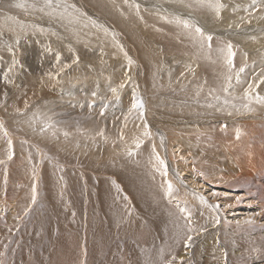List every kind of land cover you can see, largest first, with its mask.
Wrapping results in <instances>:
<instances>
[{
    "label": "rangeland",
    "instance_id": "obj_1",
    "mask_svg": "<svg viewBox=\"0 0 264 264\" xmlns=\"http://www.w3.org/2000/svg\"><path fill=\"white\" fill-rule=\"evenodd\" d=\"M3 1L6 0H0V122L3 124V127H0V161L6 164L5 167L8 168V171L1 170L0 192L4 191L7 184H10L11 194L0 202V213L5 216V222L2 230H0V238L20 240L27 237L30 243H35L37 240V242H40L49 237L44 242L47 244L46 252L49 254L56 252V249L52 247V243L59 236L72 234L78 239H84V232L89 229H92L90 232L93 231V226L95 227L98 219H96L99 210L95 191H98V182L102 180L108 182L110 187L114 188L112 190L113 202L118 207V209L115 208L118 210L115 219L106 218L105 214L102 213L101 219L105 221L104 228L109 234L108 236L107 232L105 233L106 238L108 240L114 238L112 239L115 242L114 247L122 244L115 239L118 231L123 233L124 238L129 241L135 240L137 234L127 229L126 226L127 222L133 221L126 205L128 203L125 198L127 188L121 179L117 178L119 169L125 165L132 167L123 171L124 173L131 172V174L138 175V177H144H142L141 188L149 189L153 187L154 178L162 179V185L166 186L164 179L171 180L172 178L171 182L173 181L175 191L172 197H168V199L166 197V201H168L165 204L169 215L171 217L182 216L185 222L189 223L188 213H191V225L200 227L196 223L199 218L201 220L200 224L204 223L201 227L203 228L207 224L204 221L209 219V212L206 213L205 209H201L200 204L202 203L200 199H197L198 196L195 198L194 203L190 202L189 199L186 201L178 199L179 196L177 195L179 194L176 190L174 176L169 173V170L173 169L174 174L184 177L181 182L191 192L195 189L206 197L208 204L220 205L219 210L224 214L225 223L227 224L224 226L226 232L231 230V226L247 228L243 230L244 237L248 238L247 241H253L256 244L248 242L250 251L261 249L259 252L253 251L252 256H250L253 258L254 263L264 264V216L261 218L258 215L257 208L254 210L256 205L250 204L246 199L248 197L246 195H244L246 197L242 196L243 200L239 203L243 206L242 209L233 204L236 203L234 197L245 194L246 190H229L225 188L228 192L221 191L224 187L218 185V190L215 188L211 190L219 193L220 196H213L211 190H206L203 188L204 186L193 184L189 180L190 175L188 173L190 171H180L179 168H175L168 162L167 146L172 156L177 154L186 159L188 163H185L183 167L187 165L194 167L196 165L194 163L197 162V160L194 161L193 155L185 153L187 150L191 154H195V152L202 153L201 156L210 152L208 157L212 161L218 160L219 154L216 153L218 147L220 149L222 144L228 146L233 142L229 140L227 131L222 134L223 141L218 139L219 142L217 141L215 146L213 140L211 143L206 141L205 144L197 141L190 142V140H193L192 137H200L196 134L202 133L199 130L191 133H187L189 131L187 130L185 134L182 132L185 136L179 135L180 138L177 136L172 140H168V137L164 135L163 126L157 124L160 120L162 124L170 126L165 116L181 117L184 115L191 122H196L197 118L201 117L207 120L209 118L213 119L215 120L213 123L222 126V128H225V125L231 122L229 118L232 117H239L240 123L243 122L241 119L246 117L256 118L259 121L249 123L264 125V104L256 101L257 95L264 96V83L259 81V75L264 73V30H260L261 28L264 29V23L260 22L261 18L264 17V8H262L264 0H257V5H253L252 0L243 2L237 0L238 2L234 5L223 3L225 7L220 9L219 15L216 14L213 8L208 6L194 8L190 5L189 0H179L182 5L150 0L151 4L157 6L183 10L184 17L180 19L188 20L192 25L204 29L206 35L210 34L213 37L211 47L221 48L228 42L233 45V51L236 53L234 58L235 67L231 72V87L228 92L223 91V88L227 86L225 77L228 75L223 60H220V64L224 65V68L219 66L216 68L217 70L213 69L214 71L211 72V74L216 72L213 80L208 69L202 68L201 63L191 52L194 45L190 41L184 39L177 48H173L170 45V39L173 35H177L176 32L166 33L165 35L152 33L146 17L143 19L144 15L153 13L161 18H172L167 15H174L169 14L167 9L162 8L150 11L147 8L148 5L144 2L145 0H123L125 3H130L132 7L139 5V8L129 10L123 6H118L112 11V14L106 11L104 13V10L98 9L99 7L97 8L93 4L91 5L87 0H65V2L59 0L58 2L62 6H69L70 9L68 8V10H72L77 14L74 18L71 15L69 19H62L63 17L56 19L55 22H60V24L66 20L67 28L65 27V29L67 30L63 31L64 37L53 34V31L57 30L59 25L53 24L52 26L50 23H45V25L36 16L40 8H45L47 13H52V6H47L45 0H20L19 4L23 3L25 5L23 8L18 7L17 2L4 6ZM67 1L70 4H67ZM70 5L75 9L73 10ZM250 9L253 12L260 9L256 14L251 12V19L255 14L253 21L250 18L249 21L247 20ZM119 19L122 20V23L118 22ZM72 23H74L73 26H71ZM224 23L228 25L224 27ZM251 25L257 26L260 36L252 37L251 29H244L240 34H235L231 30L225 31V28L241 31L242 28H248ZM55 26L57 29L54 28ZM205 26H207V30H205ZM209 27L210 29H208ZM155 28H158L157 30L161 29L160 26H155ZM223 32L226 34L224 37ZM73 37L78 41L80 40L77 45H72ZM144 41L147 43L144 44ZM26 42L29 47L25 46ZM144 46L152 47L156 55L160 56L158 62L152 68H146L137 52L138 48ZM252 46H254V51L251 50L250 52ZM202 52L206 53L207 48H204ZM40 53H42L41 56ZM128 58L132 60L130 65ZM207 65L213 66L216 64L209 63ZM241 67L244 68L243 72H239ZM147 69L152 70L154 79L146 75ZM238 72L239 80L236 77ZM125 74H133L134 78L128 79L126 77L125 80L123 77ZM36 75L39 77H35ZM192 80L195 83H191ZM254 81L249 104V100L244 98V92L248 89L249 84ZM178 82H181V84ZM121 84L124 86L120 87ZM186 84L188 85L186 86ZM112 88H116L117 92L113 93ZM141 94L144 95V107L129 111L134 99H140ZM225 100L229 103L225 104ZM25 102H27V107H25ZM244 104H249L253 111H247L243 107ZM16 109H20V112H17ZM127 111L128 113L124 114ZM41 115L45 116L41 117ZM145 124H147L149 136H144ZM153 126H156V128L153 129ZM222 128L216 126L206 129L204 133L211 136ZM101 130H103V135L99 134ZM5 132H7V135H5ZM65 132L68 133L67 136H65ZM262 134H259L258 139L264 142ZM46 135L48 138H46ZM187 135L190 136L186 137ZM121 136H123V140H121ZM49 137H51V140H49ZM137 138L143 140V144L139 149L136 148L134 143ZM9 140L12 141L11 151L13 155L11 159L8 158ZM185 142L187 144H183ZM191 143H193V149L190 148ZM153 145H155V151L159 153L160 157L165 159L170 167L173 166L176 169L168 166L167 176L162 175L161 171H157V168L153 166L156 164L152 152ZM182 149H185V152ZM17 152L19 154L15 155ZM222 155L232 161L230 156ZM207 162L219 168L212 162ZM201 165L200 167L196 166V168L199 170L198 174L203 177L204 175L201 174L204 173L201 170L204 169L206 174L209 170L205 167V164ZM23 166H26V168L22 171ZM10 170H12V173L9 176ZM256 171L257 177L256 174L254 176L255 186H260L259 189L262 190L264 195V165L256 168ZM13 174L21 177L18 180H15V178L13 180L10 178ZM49 176L53 182L51 180L48 182ZM33 184L36 185L37 189L35 203L31 199ZM117 186H120L121 189L119 187L118 189ZM157 186L160 187V185ZM248 186L251 187V185ZM161 189H164V187ZM225 193L227 195H224ZM121 199L122 201H120ZM52 200L54 203L57 201L58 208L52 207ZM21 201H23V206L17 208L18 203ZM226 203L233 205V207H226ZM86 207L92 209L88 214L84 211ZM137 208V211L134 210V214L141 213L138 205ZM181 208H186L188 211L182 213ZM49 211L52 214L47 218ZM10 217H13V219L10 220ZM248 217L255 220L254 225L242 223L237 227V220L243 221ZM50 223H54L55 230L51 228ZM87 226L88 228H86ZM56 227H58L57 230ZM250 227H255L256 230L248 229ZM246 230L247 232H245ZM223 238L225 239V237ZM249 238L251 239L249 240ZM171 240L168 241V245L172 243L169 248L174 246V239ZM227 243L229 244V240ZM20 245L21 248L18 252L16 250L12 252L19 255H23L24 252L28 251L35 253L36 248H28L25 244ZM77 248L79 250L76 251L83 255L88 262L101 264L87 252V245L84 244L82 250L79 247ZM208 248L215 250L210 245H208ZM0 249L4 251L2 247ZM226 252L228 253V250ZM36 254L41 257L45 255L43 251L38 249ZM111 256L115 257V254ZM200 258L198 257V259ZM203 258L199 261L200 264H211L212 261L207 260V256H203ZM191 261L195 262L194 258ZM189 263L193 264L192 262ZM2 264H17V262L12 258L5 257Z\"/></svg>",
    "mask_w": 264,
    "mask_h": 264
},
{
    "label": "bare ground",
    "instance_id": "obj_2",
    "mask_svg": "<svg viewBox=\"0 0 264 264\" xmlns=\"http://www.w3.org/2000/svg\"><path fill=\"white\" fill-rule=\"evenodd\" d=\"M19 1L20 0H18V1L6 0V1H3V5L9 6L10 4L16 3V2H17V4H19L20 3ZM29 1H31V0H29ZM58 1L59 0H52V13H47L45 8H40L39 12L36 13V16L38 17V19H40L42 21L43 24L50 23V24H52V26H53V24H56V26L59 25L57 27L58 29L56 28V26L54 27L57 30H54L53 34L64 37L63 31L65 32V30H67V29H65V27L67 25V23H65L66 20L62 21V23L60 24V22H58V23L55 22L56 19H59L60 17H63L62 19H67V18L69 19V17L71 18V15H73L72 17L74 18V16H77V14L72 12V10H68L69 6L67 4H70V2H68L69 0L67 1L68 3L66 4L68 7L62 6ZM87 1L90 2L91 5L93 4L95 7L96 6H97V8L99 7L98 9L104 10V13L106 11L107 13H110V14H112V11L115 8H117L118 6H120V7L123 6L129 10L136 9V7H132V5L130 3H125V2H123V0H87ZM159 1H161V2H173V3H176L178 5H182V2L179 0H159ZM243 1H248V0H241V2H243ZM64 2H65V0H64ZM144 2L146 5H148L147 8L150 9V11L159 10V8H162V9H167L169 14L174 15V16L167 15V16H170L172 18H168V17L161 18L159 15H155L152 12H151L152 13L151 15L150 14L144 15L143 19L146 17V20L148 22V26L150 27L153 34L165 35L166 33L176 32L177 35H173L172 38L170 39L171 40L170 45L173 48H177L180 45V42L184 39H186L187 41H190L191 44L194 45L191 52L194 54V57L201 63V67L208 69L209 74H211L212 71L217 70L216 69L217 67H219V66L223 67L224 66V65L220 64L221 59L219 58V54L217 52V49H218L217 47H211L212 51H211V56L209 58L204 52H202L203 49H201L199 41L193 39V36L196 35L194 28L193 29H185L182 24H177L175 22L176 16H179L178 18L184 17V11L183 10L174 9V8H167V7H163V6H157V5L151 4L150 0L149 1L147 0V2L145 0ZM189 2H190V5L194 8L206 7V5L202 6L198 2V0H189ZM236 2H238V1L237 0H219V3H221V4L229 3L230 5H234ZM76 5H77V3H76ZM74 9L75 8H73V10ZM251 9L248 12V15H249L247 17L248 21H249V18L251 17V15H250L251 12H253V11H251ZM259 11H260V9H256L253 13L256 14ZM77 13H79V12L77 11ZM89 14H92V13H89ZM254 15H253L252 19L250 18V20L253 21ZM118 22L122 23V20L119 19ZM147 22H145V23H147ZM260 22L264 23V17L261 18ZM73 25H74V23H72L71 26H73ZM225 25H228V24L224 23V27H225ZM47 26H49V25H47ZM155 26H160L161 29L157 30L159 27L155 28ZM213 26H215V25H213ZM206 27L207 26H205V28ZM210 27L208 29H210ZM244 29L245 30L251 29L252 37L260 36L259 31L257 29V26H253V25L249 26L248 28H242L241 31L238 29H232V28H225V31L231 30L235 34H240V32H242ZM205 30H207V28ZM260 30L263 31L264 29L261 28ZM214 33H215V31H214ZM223 33H222V35H223ZM142 34H144V33H142ZM216 34H217V32H216ZM75 35H76V33H75ZM224 36H226V34L223 35V37ZM150 37H152V36L150 35ZM150 37H148V38H150ZM229 40H230V37H229ZM72 41H73L72 45H77V43L80 40L78 41V39H75L73 37ZM222 42H223V40H222ZM146 43L147 42L144 41V44H146ZM25 46L29 47L27 42L25 43ZM189 46H190V44H189ZM251 50L254 51V46H252V48L250 49V52H251ZM181 51H183V50H181ZM137 52L140 55L141 62L143 61V64L146 65V68L154 67V65L158 62V58L160 57L159 55H156L155 50L150 46H144L142 48H138ZM29 53H31V52H29ZM41 55H42V53H40V56ZM215 58H216V60H215ZM209 63H215L216 65L209 66V65H207ZM144 69H145V67H144ZM151 71L152 70L147 69L146 75L154 79ZM215 73L216 72H213L211 74V76L213 77L212 78L213 80L215 77ZM37 76L38 75H36L35 77H37ZM123 77H124V79L126 77H128V79H132V78H134V75L133 74H125ZM186 79H187V77H186ZM42 80H43V78H42ZM192 82H194V80H192L191 83ZM178 83L181 84V82H178ZM188 84H186V86ZM39 89L41 90V88H39ZM186 89H187V87H186ZM223 94H225V93H223ZM127 95H129V94H127ZM131 97H133V96H131ZM223 97H224V95H223ZM140 99L144 101V95L143 94H141ZM124 111H125V109H124ZM126 113H128V111L125 112L124 114H126ZM198 115H199V113H198ZM43 116H45V115H43ZM43 116L41 115V117H43ZM192 116H191V118H192ZM165 118H166L167 123H169L170 126L162 124L160 120H158L157 124L163 126L164 132H165L164 135L166 137H168V140L169 139L172 140L179 135H183L182 132L185 134L187 130H189L187 133H191V132H195V131L199 130V131H202V133H196V134L200 137L202 136L203 138H200V137H194L193 138L192 137L193 140H190V142H196L197 141L199 143L205 144L206 141L211 143L213 140V142L215 143V146H216L217 141L218 142H219V140L223 141V135L222 134H224L227 131V135H228L229 140H232L233 142H232V144H230L228 146H226L227 144L226 145L222 144L220 149L218 147L219 145L217 146L218 150L216 151V153L219 154L218 160L212 161L210 159V157H208L210 152H207L206 155L201 156V155H203L202 153L200 154L198 152L200 155L197 152H195V154H191L188 150H187V152H185V149H182V151L187 153V155H193L194 161L197 160V162L194 163V164H196L194 167H192V166L190 167L189 165H187L186 167H183V165H185V163H188L186 161V159L183 156L177 155V154L172 156V154H171L170 150L167 148L168 147L167 146L166 147V153L168 155L167 156L168 162L171 165H173L175 168H179L180 171L181 170H185L186 172L190 171L188 173L190 175V177H188L189 180H191L193 184L204 186L203 188L206 190H211V189L213 190V188L218 190V185L224 187L221 191H227V192H228V190L227 189L225 190V188H228L229 190L245 189L246 193L241 194L240 196L241 197L242 196L243 197L248 196V197H246V199H248V202H250V204H252L253 206L256 205L254 210H256V208H257V211H258L257 213L262 218L264 216V195H263L262 190L259 189L260 186H258V187L255 186L256 184H255V177L254 176L257 172L256 168H258L261 165H264V142L262 140L258 139L259 134L264 133V125L263 126L262 125H254V124L249 123L251 121H259V119H256V118L253 119V118L246 117L244 119H241V121H243V122L240 123L239 117H237V118L232 117V118H229V121H231V122L229 124L225 125V128H222V126L220 127L219 125H215L213 123L215 120L210 119V118L208 120L206 118H202V117L197 118V121L195 120L196 122L189 121L188 117L184 116V115L181 117H179V116H168V117H166L165 116ZM191 118H190V120H191ZM31 119H32V117H31ZM194 119H196V118H194ZM204 119H206V120H204ZM27 122H29V121H27ZM236 122L238 123L237 125H236ZM205 125H209V126L204 128L203 126H205ZM216 126L218 128H222V129H220L214 135H211V136L205 135L206 133H204V131L206 129H210V128H213ZM155 128H156V126H153V129H155ZM237 130H239V132H240L239 138H237V135H236ZM262 135L264 138V134H262ZM183 136H185V135H183ZM189 136L190 135H187L186 137H189ZM46 138H48L47 135H46ZM179 138H180V136H179ZM263 138H261V139H263ZM185 139L188 141L187 138H185ZM49 140H51V137H49ZM229 142H231V141H229ZM183 144H187V142H185ZM192 145H193V143H191V146H190L191 149L194 148ZM206 146H207V143H206ZM17 150H19V149H17ZM178 153H179V151H178ZM17 154H19V152L15 153V155H17ZM222 154L230 156L233 163L228 157H225ZM181 157H183L182 160H180ZM148 161L151 162L150 159H148ZM207 161L212 162L216 166H219V168H216L215 166L210 165ZM201 164H203V165L205 164V167L209 170L208 174H206L204 169L201 170L204 173L203 177H201L198 174L199 170L196 168V166L200 167ZM5 166H6L5 163L0 164V173H1V170H3V169H5L4 170L5 172L8 171V168H6ZM173 166H171V167H173ZM131 167L132 166H126L125 165L121 169H119L120 171L118 173L117 178H120L122 183L127 188V191L125 192V198L128 201V203L126 205H127V208L129 209L131 215H132L133 221L127 222L126 226H127V229H130L135 234H137V235H135V237H136L135 240L129 241L127 238H124L123 233H120L118 231L117 235L115 236V239L117 241H120L123 245L118 244L116 247H114L115 242H113V240H112L114 238H112L111 240H108V238H106L105 233L107 231H105L106 229L104 228V225H106V224H105V221H102V219H101V217L103 216L102 213L105 214L106 218L110 217L112 219H115V216H116L117 211H118L115 208L118 209V207L113 202L114 200H113V196H112V193H113L112 190L114 188L112 186L110 187V184L108 182L101 180L98 182V191L97 192L95 191V198L97 199V200L96 199L95 200H96V203L98 205V210H99V213H98L96 219L97 218L98 219H97L95 227L93 226V229H94L93 231L90 232V230H92V229H89L88 231L84 232V239L83 238L78 239L77 237H75L72 234H69L67 236H64V235L59 236L58 239L52 243V247L56 249V252L54 254H49L46 252V245L47 244L44 243L45 240H47L49 237L44 239V240H41L40 242H37L38 240L35 241L36 244L30 243L28 241L29 239L27 237L21 238L20 240L9 239V238L1 239L0 238V247H2L4 249V251L0 249V264L3 263V260L5 257L8 259L12 258V260L17 262V264H92L91 262H88L83 255H81L78 251H76V250H79L77 247H79L80 250H82L84 248V244L87 245V252L90 253L96 259V261L101 263V264H129V262H131V264H166V262L171 260L173 256L176 257V259L173 261V264H190L189 262H192L193 264H200L201 262L199 263V261L204 259L203 256H207L208 257L207 260L212 261V262H210L211 264H225V260L223 258V252H225L226 250H228L227 264H256L253 262V258L251 257L252 256L251 254L253 251H250V249H249V243L248 242H251V241H247L248 238L246 239L243 235V230L246 227L235 228L234 226H231V230L226 232L225 231L226 228H224V226L227 224L225 223L226 221H225L224 214L221 213V211L219 209L218 210L211 209V211H210V208L208 207V205L202 203V204H200V207L202 206L201 209L202 208H203V210L205 209L204 211L206 213L209 212L208 213L209 219L204 221V222H207V224H205L203 226V228H205L206 231L200 232L199 228H201L204 223L200 224L201 220L198 218V222H196V223H198L200 225V227H195L194 225H191L195 229V231L189 233L187 231L188 223L185 222V220L182 218V216H180V217L172 216L171 217L168 213V209L166 208V205H165L166 202L168 201V200L166 201L167 196H165V194H164V189H161L162 188L161 185H162L163 180L160 178H154L153 179L154 180L153 185L151 184L153 187L150 186L151 188H149V189L141 188L143 176L138 177V175L131 174V172L130 173H124L123 172V171H126L128 168H131ZM201 167H202V165H201ZM25 168H26V166H23L21 168L22 171ZM12 170L9 171V176L12 173ZM174 172H173V169L169 170V173H172V175L174 176V181L176 182V190H178L177 192L179 194V195H177V196H179L178 199H181L182 201H186L189 199L190 202L194 203L196 200L195 198L197 196L193 195V192H191L187 188V186H184V184L181 182V179L184 177L182 175L179 177V176H177V174H174ZM16 173H18V172H16ZM115 173H116V171H115ZM20 177L21 176L13 174V175H11L10 178L13 180H14V178H15V180H18ZM256 177H257V174H256ZM150 178H151V176H150ZM166 179H164L165 180L164 182L168 181ZM50 180H51V177H50V179H48V182ZM153 180H151V181H153ZM171 180H173V179L171 178ZM253 184H254V186H253ZM157 185H160V187H158ZM177 185L180 187H178ZM248 185H251V187H249ZM118 187L120 188V186H117V188ZM212 190H211V194L213 192H215ZM10 194H11L10 184H7L5 186L4 191L0 192V202L3 199L7 198ZM130 194H132V195H130ZM244 195H246V196H244ZM234 196H236V195H234ZM167 199H168V197H167ZM197 199L199 200V198H197ZM120 201H122V199ZM56 202L57 201H55V203H54L52 200V203H53L52 207H54L55 209L58 208V206L56 205ZM234 202H236V197H234ZM120 203H122V202H120ZM227 204L228 203H226V205ZM233 204H235V206L237 205L236 206L237 208H241V209L243 208V206L237 202L233 203ZM137 205L139 206V208L141 210V211H139V210L138 211L141 213L134 214V210H136ZM22 206H23V201L18 203L17 208H21ZM84 211L86 214H88L92 211V209L89 207H86ZM121 211H123V210H121ZM50 214H52V212L49 211L47 213V218H49ZM124 214H125V212H124ZM126 216H128V215L126 214ZM13 217H10L9 219L12 220ZM120 217L122 218V216H120ZM217 217L219 218V221H220L218 224L215 222ZM4 220H5V216L0 213V230H2L3 224L5 222ZM55 220H57V219H55ZM81 222H83V221H81ZM50 226L53 230H55L54 223H50ZM122 226H124V225H122ZM110 227H112V226H110ZM86 228H88V226ZM57 229H58V227H56V230ZM248 229H255V227H250ZM257 229L260 230L261 228H257ZM110 230H108V231H110ZM114 230H115V228H114ZM245 232H247V230ZM107 234H108V232H107ZM187 235L193 236V240L191 241L190 247L185 246L184 238H186ZM108 236H109V234H108ZM0 237H1V234H0ZM223 237H225V239ZM226 237H228L227 239L229 240V244L227 243L228 240L226 239ZM74 239L76 240V243H75ZM171 239H174L173 240L174 246H171L172 248H169V246L172 245V243L170 242L171 244L168 245L169 244L168 241H170ZM250 239L251 238H249V240ZM259 240H260V238H259ZM224 241H226V242L224 243ZM208 242H210V243H208ZM245 243H246V245H245ZM251 243H253V241ZM20 244H25V246L28 248H36V250L38 249L39 251H43V253L45 255H43L41 257L39 254H36V250H35V253H33L32 251H28V252H24L23 255H19L17 253L12 252L13 250H16V252H18L19 249L21 248ZM258 244H259V242H258ZM261 244H263V243H261ZM208 245H210V247L212 249L214 248L215 250H210L208 248ZM254 245H256V244H254ZM227 247H228V249H227ZM112 254H115V257H112L111 256ZM128 255H130V256H128ZM198 257H201V258L198 259ZM193 258H194L195 262L191 261V259H193ZM19 261H20V263H19ZM205 261H206V259H205ZM202 262H204V261H202Z\"/></svg>",
    "mask_w": 264,
    "mask_h": 264
},
{
    "label": "snow or ice",
    "instance_id": "obj_3",
    "mask_svg": "<svg viewBox=\"0 0 264 264\" xmlns=\"http://www.w3.org/2000/svg\"><path fill=\"white\" fill-rule=\"evenodd\" d=\"M198 2L202 6L206 5V6L210 7V8H213L216 11L217 15H219L220 9L225 7V5L219 3V0H198ZM252 3H253V5H256L257 0H252ZM45 4L47 6H49V7H51L52 6V0H45ZM17 6L21 7V8L25 7V5L23 3L18 4ZM136 7L138 9L139 5H137ZM262 8H264V4H262ZM175 22L177 24H182L185 29L194 28L196 35L193 36V39L199 41L201 49H204L205 47L207 48V52L205 54L210 58L211 51H212L211 42L213 40V37L210 34L206 35L202 28L192 25L190 23V21H188V20H182L180 18H176ZM237 27H239V26L237 25ZM121 50H122V46H121ZM217 52L219 54V58L223 60L225 66L227 68V71H228V75H226V77H225V80L227 82V86L223 88L224 92H228L229 88L231 87V79H232L231 72H232V69L235 67L234 58H235L236 53L233 51V45L230 42L226 43L223 47L218 48ZM125 55L127 56L126 53H125ZM128 62H129V65L132 63L131 58H128ZM189 70H191V69H189ZM243 71H244V68L241 67L239 69V72H243ZM239 72L236 74L237 80H239ZM182 75H183V73H182ZM259 81L261 83H264V73H261L259 75ZM254 83H255V81L253 83H250L249 86H248V89H246L245 92H244V98L249 100V104L251 102V92H252ZM123 86H124L123 84L120 85V87H123ZM111 91L113 93H116L117 89L116 88H112ZM93 95H95V93H93ZM256 101L258 103L264 104V96L257 95L256 96ZM228 103L229 102L227 100H225V104H228ZM249 104H244L243 107L247 111H253V109L249 106ZM25 107H27V102H25ZM143 107H144L143 100L134 99V101L132 103V107H131V109L129 111L134 110V109H142ZM16 111L20 112V109H16ZM229 115H231V113H229ZM141 116H142V114H141ZM125 119H127V117H125ZM0 127H3L2 122H0ZM41 131H43V129H41ZM99 134L103 135V130H101V132ZM5 135H7V132H5ZM67 135H68V133L65 132V136H67ZM149 135H150V133L147 130V124H145L144 136H149ZM236 135H237V138H239V136H240L239 130H237ZM121 140H123V136H121ZM134 143L136 145V148L139 149L140 146L143 144V140L137 138L134 141ZM8 148H9L8 158L11 159L12 155H13V153L11 151V149H12V141L11 140L8 141ZM152 152H153V154L155 156V160H156V164L154 165V167L157 168V171H161L162 175L167 176L168 164H167L166 160L161 158L159 153H157L155 151V145H153ZM129 154H131V152H129ZM181 159H183V157H181ZM0 163H3V161H0ZM34 175H35V172H34ZM201 175H203V174H201ZM177 176H179V174H177ZM165 184H166V186L162 185V187H164L165 196L172 197L173 193L175 191L173 183L170 180H168V181L165 182ZM31 191H32L31 199H32V202L35 203L36 202V191H37L35 184L32 185ZM193 195L198 196L200 201H201V203L208 205V207L212 208L213 210H218L220 208L219 204H208V201H207L206 197L204 195L200 194L199 192H197L195 189H193ZM212 195L213 196H217V195H220V194L216 193V192H213ZM224 195H227V194L225 193ZM242 200H243V197H241V196H237L236 197V202L237 203L242 202ZM226 207L231 208V207H233V205H226ZM180 211L183 213V212H187L188 210L186 208H181ZM190 216H191V213H188L189 223H188V226H187V231L189 233L195 231V229L191 226ZM215 222L217 224L220 222L218 217L216 218ZM242 223L243 224H248V225H254L255 224V220L252 217H248V218H246L243 221L237 220L236 221L237 227H239ZM204 231H206L205 228H201L200 229V232H204ZM192 240H193V236L192 235H187L186 238H184L185 246L186 247H190ZM252 251L259 252L260 250L259 249H253ZM227 256H228V253L226 251L223 252V258L225 260V264H227ZM175 259H176V257L173 256L171 260L166 262V264H173V261Z\"/></svg>",
    "mask_w": 264,
    "mask_h": 264
}]
</instances>
